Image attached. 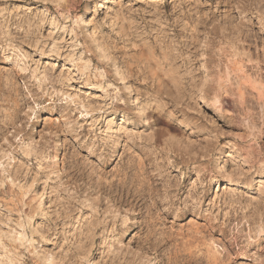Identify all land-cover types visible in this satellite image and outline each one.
<instances>
[{
    "label": "rangeland",
    "instance_id": "374dc122",
    "mask_svg": "<svg viewBox=\"0 0 264 264\" xmlns=\"http://www.w3.org/2000/svg\"><path fill=\"white\" fill-rule=\"evenodd\" d=\"M122 6L124 39L113 30ZM175 17L173 0H0V26L27 37L0 40V264H124L127 249L151 243L147 225L100 247L93 219L131 204L150 222L166 206L149 208L153 192L174 207L198 196L203 209L176 223L162 213L158 252L181 264H264V239L249 242L264 234V211L253 203L264 186L239 183L243 172L264 179V31L257 20L221 52L203 28ZM93 40L106 53L115 43L112 68L95 59L85 67ZM110 73L137 85L136 95L170 99L177 122L127 120L110 96L123 85ZM53 76L72 78L49 87ZM25 81L35 95L20 103L16 85ZM209 215L219 216L212 228Z\"/></svg>",
    "mask_w": 264,
    "mask_h": 264
},
{
    "label": "clouds",
    "instance_id": "9594fccd",
    "mask_svg": "<svg viewBox=\"0 0 264 264\" xmlns=\"http://www.w3.org/2000/svg\"><path fill=\"white\" fill-rule=\"evenodd\" d=\"M118 2V0H117ZM163 0H161V3ZM199 0H173V12L176 13L175 21H187L188 26H195L198 29L203 28L205 38L209 41H218L221 52H225L231 48L233 42H239L240 37L247 33H250L254 24L259 20L261 24V30L264 31V0H217L215 6H210L206 12H201ZM220 5H227L222 11ZM259 9V12H257ZM220 17L218 23L213 24V17ZM115 20L121 21L119 25H116ZM113 21V30L115 31L119 27L117 37L120 39L125 38L124 23L128 21L123 16V6L121 9V15H118ZM175 21H172L173 23ZM155 22H160V17H156ZM211 25V27H209ZM162 27H168V23H163ZM95 32V29H94ZM26 35H22L19 31L9 35L6 26H0V40L7 42H16L22 44L26 40ZM112 39V37H109ZM118 42V41H117ZM98 42L92 41L89 45L84 46V53L89 56V59L85 61V67H93L91 61L97 60V63L103 69H110L114 66V61L108 59L109 53H116L119 49L115 43L109 49V53H106L100 47L96 46ZM215 47V45H213ZM89 48L91 52L89 53ZM210 54L211 53L210 50ZM2 74V73H0ZM78 78L80 73L78 72ZM93 79L100 81L102 78L107 83V77L104 72H97L95 68L90 73ZM112 76V83L122 84L123 87L110 93L111 99L124 104L127 111L126 119L132 122H137L139 118L140 122H148L152 124L160 119H166L169 124L177 122L175 115V109L172 107V101L165 98L164 95L156 96L152 91L145 89L139 95L135 94L137 85H127L123 79H121L116 73H110ZM71 76L64 77H51L49 87L58 85L61 88H66L63 84L64 79H71ZM126 79V78H125ZM23 87L25 95L22 98H18L20 103H26L31 100L35 95L32 88L28 87V82L25 81L23 85H16V88ZM34 87V85H33ZM106 102H109V97L104 98ZM5 100L3 103H9ZM15 103V101H11ZM194 102V97L185 96L182 103L191 104ZM242 189L252 188L255 184L259 183L264 186V179L257 181L254 177L248 173L243 172L239 181ZM147 191V190H145ZM150 209L156 208V202L162 200L166 206L158 209L155 216L152 217L149 222L147 218H136L134 212V205L128 204L127 210L124 206L120 208V214L117 215L111 210L109 206L105 212L93 219L90 231L93 238H99L100 247L107 245L113 238H126L132 233L133 229L137 226L147 225L149 231L147 234V240L151 243H144L139 249H127V256L131 257V260L124 261V264H181L180 261H173L171 257H166L165 254L158 252L160 247V241L164 239V233L166 229L163 228L164 217L162 213H174L173 223L181 220L183 215L188 211L194 214H203V209L200 206L199 197H189L187 200L180 201L179 206H173V203L167 197H160L155 192L146 195L144 197ZM253 203L260 204L262 211H264V195L258 201ZM246 211V209H245ZM219 219V216L209 215L207 219V228H212L213 224ZM258 239H264V234H253L249 242H255ZM123 248L124 246L121 245Z\"/></svg>",
    "mask_w": 264,
    "mask_h": 264
}]
</instances>
